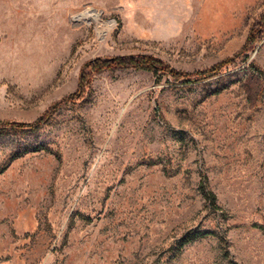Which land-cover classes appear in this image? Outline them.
I'll list each match as a JSON object with an SVG mask.
<instances>
[{"label": "rangeland", "instance_id": "rangeland-1", "mask_svg": "<svg viewBox=\"0 0 264 264\" xmlns=\"http://www.w3.org/2000/svg\"><path fill=\"white\" fill-rule=\"evenodd\" d=\"M262 16L264 0H0V121L35 119L94 57L208 67ZM258 37L197 81L101 71L39 130L1 133L0 264H264V75L250 66L264 74V27ZM197 230L224 240L178 249Z\"/></svg>", "mask_w": 264, "mask_h": 264}, {"label": "trees", "instance_id": "trees-1", "mask_svg": "<svg viewBox=\"0 0 264 264\" xmlns=\"http://www.w3.org/2000/svg\"><path fill=\"white\" fill-rule=\"evenodd\" d=\"M264 27V16H262L250 29L244 44L241 49L230 57H227L223 60H220L208 67L195 70L193 72L184 71L178 68H175L168 62L163 61L160 58H157L150 54H135V55H115L107 57H94L84 62L82 65L78 79L77 85L73 92L61 97L60 99L52 102L41 114H39L35 119L31 121H17V120H2L0 121V134L5 130L13 131H37L42 126L47 124L52 116L58 111V109L67 104L74 103L80 99L86 90L88 89L93 76L96 73H99L104 70H111L117 68H133L137 70H146L151 72L155 76L168 75L174 79H180L182 81H197L204 78L211 77L218 74L223 67L234 61L242 53L249 50H253L255 44L258 41V34L261 29ZM258 74L263 76V71L256 67L255 65H250ZM15 158V157H14ZM6 167L0 169V173L4 171ZM207 174L202 171L200 174V180L198 184L199 191L208 206L212 209H220V206L217 203L216 194L209 189L207 183ZM255 227H259L264 230L263 226L253 224ZM207 235H215L221 241L223 237L217 233L209 230H197L192 231L184 235L178 243V249L183 248L186 244L195 241L199 238L205 237Z\"/></svg>", "mask_w": 264, "mask_h": 264}, {"label": "bare ground", "instance_id": "bare-ground-1", "mask_svg": "<svg viewBox=\"0 0 264 264\" xmlns=\"http://www.w3.org/2000/svg\"><path fill=\"white\" fill-rule=\"evenodd\" d=\"M93 18H97V14H93Z\"/></svg>", "mask_w": 264, "mask_h": 264}]
</instances>
